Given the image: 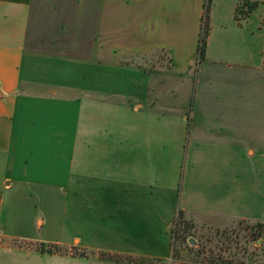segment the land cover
<instances>
[{
  "label": "crops",
  "instance_id": "crops-1",
  "mask_svg": "<svg viewBox=\"0 0 264 264\" xmlns=\"http://www.w3.org/2000/svg\"><path fill=\"white\" fill-rule=\"evenodd\" d=\"M205 5L206 0H0L4 239L17 244L14 232L30 226V220L22 221L7 209L18 195L44 204L51 199L48 196H55L60 200L62 227L112 235L121 248L114 254L129 259L112 260L115 264H143L140 249L146 246L148 226L155 217L169 227L178 212L198 223L264 225V65L253 64L252 59L264 53V11L255 23L251 19L264 8V0L209 1V24L221 21L216 11L226 10L225 22H234L238 35L252 42L245 57L241 51L230 59L250 74L254 84L199 85L197 112L169 117L140 114L135 117L138 126H133V113L166 102L157 94L150 98L146 94L142 103L134 99L132 104L125 90L116 92L117 50L128 55L138 52L143 58L167 57L169 71L178 67L190 71L195 49L189 38L179 54L186 41L181 35L185 25L191 27L186 31L197 34ZM237 10H242L238 16ZM117 12H124L118 17H125V24L130 22L127 34L117 35ZM207 47L197 64H219L210 60ZM163 68L157 64L154 72ZM227 70L221 77L225 83L234 78L229 74L232 69ZM150 73L146 74L151 79L154 73ZM163 74L155 79L156 85L165 84ZM184 98L185 106L189 91ZM117 109L129 113L122 116L123 131L116 130ZM163 111L160 106L158 112ZM165 121L174 123L179 134L187 130L191 138L185 146L188 163L177 183L176 205L173 186L165 191L162 176H157L163 168L164 147L132 145L133 131L146 133L148 122ZM40 216L33 218L37 228L44 223ZM79 242L74 237L73 245L51 244L70 250ZM4 247L21 249L0 241V250ZM34 250L75 259L70 252Z\"/></svg>",
  "mask_w": 264,
  "mask_h": 264
},
{
  "label": "rangeland",
  "instance_id": "rangeland-1",
  "mask_svg": "<svg viewBox=\"0 0 264 264\" xmlns=\"http://www.w3.org/2000/svg\"><path fill=\"white\" fill-rule=\"evenodd\" d=\"M209 1L210 0H206L199 25L195 28L197 34L195 33L194 36L192 32L186 31L187 29L191 30V27L185 25V31H183L181 35V38H185L186 41L183 42V47H180L178 50L179 54L183 51L181 49L187 48L189 38L190 44L193 41L195 49L193 58L195 62L193 61L190 63L192 65L190 71L184 70L182 72L178 66L177 69L169 71L166 68L169 66L167 57L162 56L156 59L153 55L149 58H143L140 57L138 52H132V54L128 55L122 50H117L115 69L116 92L124 93L125 90L126 95L130 94L132 96V104H134L135 100L136 104H140L144 96L149 95L148 98H150L156 94L166 102L164 105L155 103L153 106H150L149 104V106H147V112L142 110L137 114L133 113V126L134 124L137 126L139 125L138 121L135 122V119L138 120V118L135 117L140 114L147 113L151 115L164 113L169 117L181 113L197 112L199 85L254 84L249 80V77H251L250 74H247L243 68H241L242 71H240L239 68H236L231 63L232 59H230L232 58L231 55H235L241 51L244 56V53H247L245 51H249L246 48L251 46L252 42L247 39L243 40L242 37L238 35V28L234 22H227V20L225 22L224 18L227 15L226 10L222 9L216 11L221 21L219 20L220 22L209 24ZM263 11L264 8L261 7L253 14L251 19L254 23L257 21L259 14H262ZM241 12L242 10H237V16L240 15ZM123 13L117 12V35L127 34V29L130 27V22L125 24V21H127L124 19L125 17H118ZM261 22L264 26V16ZM203 37L205 45H208L207 49L209 51L210 60L219 61L216 62L219 64L211 65L205 62L197 64L198 61H202L203 59V56L200 57L198 54V48ZM253 45H256L255 41ZM252 59L254 60L253 64L260 62L262 65L263 61L264 65V53L263 56L258 57V59L255 55ZM176 60L177 62L180 61L178 57ZM228 63L232 64L231 68H226ZM157 64L163 66L164 70L162 69L154 72ZM185 69H188L187 65ZM209 69H212V71H209ZM227 69H232L229 71V74L234 73V78L229 83H227V81L225 83L221 80L222 74L227 72ZM147 72L154 73L151 79L149 77L150 75L146 74ZM163 72L165 73L163 75L167 76L165 84L156 85L154 82L155 79H157L159 75H162ZM149 79L151 82L153 81L152 86L148 85ZM261 83L263 84L264 81L261 80ZM145 89H148L147 93ZM185 91H189L190 99L184 106ZM160 106L163 107V112H158ZM115 113L117 117L116 130L123 131L124 123L122 121V116L124 114L128 115L129 113H124L121 109H117ZM147 124L148 130H146V133L142 132V134H140V132L133 131L132 145H144L148 147L159 145L164 147L163 168L161 170L158 167L159 171L157 176L158 178L162 176V183L164 184L165 191L168 186L170 188L173 186L175 193L178 189L177 183L181 182L187 167L188 155L186 153V147L188 141L191 139L190 134L187 130L179 134L177 128H175V124L171 122L165 121L164 123H157V128H155L156 125L154 122H148ZM134 129L135 128H133V130ZM182 134L184 137H182ZM52 195L55 194L53 193ZM11 197H13V195H11ZM48 197L51 199H47L49 201L45 204L39 203L36 198H32L30 202L24 201L21 195L17 196L18 200L13 206L11 205L12 207L7 203L9 212L14 216H21L22 221L26 220L27 222L30 220V226L18 227L14 232L18 237L16 239L17 244L15 242H8L4 239V232H2L0 241H2L3 244H11L14 245V247L18 245L21 249H7L6 247L1 249L0 264H115L112 260L102 259L103 254L116 256L114 254L116 253L115 251L121 249L119 247L120 244H116L117 241H114L113 236L107 234V232L98 233L97 230L86 231L85 228L82 227L73 228L71 225L62 227L59 215L60 200L56 199L55 196ZM174 197V203L176 205L177 193L174 194ZM36 214H40V218L44 220L43 225L39 228L35 226V222L33 221ZM185 221L187 224L183 225L175 220L171 224V227H169L167 221L155 217L152 222L149 223L146 246L143 245L142 250L140 249L141 256H143V264H177L171 257L173 230H175V232L182 231V235L185 237V241L177 240L174 245L176 247V256L183 260H199L202 257H208L210 253L212 256L219 255L224 261H228L231 264H264V240L262 238L259 241L255 240L254 228L251 225L237 224L232 226L208 220H204L200 223L191 220ZM74 237H78L80 240L79 244L75 245L74 248L69 250L65 246L57 245L56 247L67 249L72 256L73 250L77 249V252L83 251L85 256H75V259L68 256L51 257L49 255H40L34 250V248L39 250V248L42 247L44 250H47V248L54 250V245L51 243L55 242L73 245L72 242ZM26 239L31 241L27 242L28 240ZM190 240L192 242H190ZM33 241H37V244L33 243ZM43 253L50 254L47 251Z\"/></svg>",
  "mask_w": 264,
  "mask_h": 264
},
{
  "label": "trees",
  "instance_id": "trees-1",
  "mask_svg": "<svg viewBox=\"0 0 264 264\" xmlns=\"http://www.w3.org/2000/svg\"><path fill=\"white\" fill-rule=\"evenodd\" d=\"M257 3H253L252 6H256ZM205 35V34H204ZM204 48H205V40L204 37L201 39V44L199 45L198 51H199V56L202 57L204 54ZM177 222H179L180 224L186 225V221L182 218V213L178 212L177 217L175 219ZM263 224L260 223H255L252 225L253 228H260ZM172 242H171V257L173 260H175L177 263H181V264H231L228 261H224V259H222L219 255H214L212 256L210 253L208 255V257L205 258H201L199 260H183L179 257L176 256V247L175 242L178 240L181 241H185V237L182 235V231L180 232H175V230L172 231ZM57 245H54V250L48 249L44 250V248H39V251L44 252L47 251L50 254L53 253H58L60 255H65L66 253H68V250L65 248H59L56 247ZM56 248V250H55ZM77 249H74L72 254L73 256H85V253L83 251H76ZM203 253V252H202ZM102 259H106V260H114V261H122V260H129V259H122L121 257H117L114 255H109V254H103L102 255Z\"/></svg>",
  "mask_w": 264,
  "mask_h": 264
},
{
  "label": "built area",
  "instance_id": "built-area-1",
  "mask_svg": "<svg viewBox=\"0 0 264 264\" xmlns=\"http://www.w3.org/2000/svg\"><path fill=\"white\" fill-rule=\"evenodd\" d=\"M255 232V240L259 241L261 238L264 240V225H262L260 228H254ZM2 234V230L0 229V236Z\"/></svg>",
  "mask_w": 264,
  "mask_h": 264
},
{
  "label": "water",
  "instance_id": "water-1",
  "mask_svg": "<svg viewBox=\"0 0 264 264\" xmlns=\"http://www.w3.org/2000/svg\"><path fill=\"white\" fill-rule=\"evenodd\" d=\"M190 242H192V241L190 240Z\"/></svg>",
  "mask_w": 264,
  "mask_h": 264
}]
</instances>
